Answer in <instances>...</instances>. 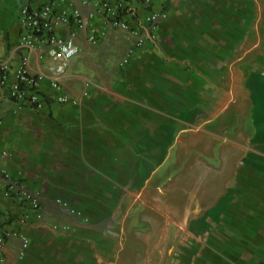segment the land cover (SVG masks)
I'll list each match as a JSON object with an SVG mask.
<instances>
[{
    "label": "crops",
    "instance_id": "obj_1",
    "mask_svg": "<svg viewBox=\"0 0 264 264\" xmlns=\"http://www.w3.org/2000/svg\"><path fill=\"white\" fill-rule=\"evenodd\" d=\"M87 1L0 0V63L14 68L24 61L30 74H43L45 102L35 110L12 100L13 73L2 89L0 171L39 202L35 209L0 192L3 264H111V231L129 200L141 197L122 193L138 161L155 142L176 135L181 142L183 134L235 156L221 162L219 188L214 179L202 186L170 180L173 198L219 196L213 204L189 199L190 238L173 264H264V0ZM101 1L128 30L112 24L116 16L99 8ZM48 2L53 20L68 17L54 32L79 50L60 77L65 103L51 87L56 61L46 46H20L21 10L38 12ZM152 12L164 17L150 34ZM131 30L144 37L141 46ZM242 99L251 101L242 115L251 112V123L208 131Z\"/></svg>",
    "mask_w": 264,
    "mask_h": 264
},
{
    "label": "rangeland",
    "instance_id": "obj_2",
    "mask_svg": "<svg viewBox=\"0 0 264 264\" xmlns=\"http://www.w3.org/2000/svg\"><path fill=\"white\" fill-rule=\"evenodd\" d=\"M250 102L236 100L230 109L207 125L208 131L222 133L236 123H251V112L242 117L248 106L251 108ZM176 136L172 142H155L152 147L155 152L151 147L143 152L132 185L122 191L124 195L141 197L129 200L123 219L111 231L112 242L116 244V257L111 264H173L172 260L181 257L186 250L180 243L190 238L188 228L189 221L193 222V213L189 199L208 200L209 204L218 201L216 195L206 200L200 191L196 192L197 197L173 198L167 191L173 183L170 180L202 186L214 179L213 186L219 188L216 172L221 169L223 160L235 154L207 139L196 140L183 134L182 141L178 142ZM203 221L200 218L194 223L200 225Z\"/></svg>",
    "mask_w": 264,
    "mask_h": 264
},
{
    "label": "built area",
    "instance_id": "obj_3",
    "mask_svg": "<svg viewBox=\"0 0 264 264\" xmlns=\"http://www.w3.org/2000/svg\"><path fill=\"white\" fill-rule=\"evenodd\" d=\"M83 4L87 5V0H79ZM127 4L128 0H121ZM106 10V12H112V9L108 2L101 1L100 7ZM100 10V9H97ZM93 12L89 16H93ZM116 20L111 21L116 27L128 30L126 23L119 20L118 14L114 13ZM78 16L77 13H75ZM53 4L48 2L38 12L30 10L28 7H24L21 10V34H20V46L22 49L32 51L35 48V42L41 41L47 48L49 56L56 61L55 65L51 68V87L58 91L56 100L60 103H65L69 100L68 96L62 94L60 77L67 71L71 60L78 54V46L71 38L57 36L54 32V27L57 23L67 22V15H61L57 20H53ZM164 17L162 13H151L146 20L147 29L152 34L157 27L160 20ZM78 18V17H77ZM79 25L83 24L81 18L77 19ZM131 33L136 37V45L141 46L144 43V37L138 35V32L131 30ZM152 36V35H151ZM127 59L123 60L126 63ZM13 73L15 76V82L9 88L10 98L15 101H23L27 105L31 106L35 110H42L44 108V99L39 91V84L44 79L43 74H30L27 70L26 63L21 62L20 65L12 68L8 63H0V102L3 99L2 89ZM1 124V120H0ZM0 192L4 198L9 200H18L20 202H30L33 208L37 209L39 206L38 198L34 196L19 180H15L6 172L0 171ZM3 208L0 201V217L2 216ZM20 223L26 221L24 216L18 218ZM7 232L0 228V264L5 261L4 252L6 246ZM24 246L27 245V240H23Z\"/></svg>",
    "mask_w": 264,
    "mask_h": 264
}]
</instances>
